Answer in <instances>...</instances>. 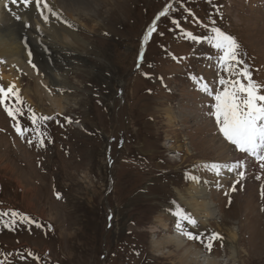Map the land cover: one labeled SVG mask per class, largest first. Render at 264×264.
<instances>
[{
	"label": "rangeland",
	"instance_id": "rangeland-1",
	"mask_svg": "<svg viewBox=\"0 0 264 264\" xmlns=\"http://www.w3.org/2000/svg\"><path fill=\"white\" fill-rule=\"evenodd\" d=\"M229 1L106 0L94 13L84 10L81 2L71 3L88 53L51 49L47 61L62 70L61 74L68 73L72 88L68 95L77 106L68 107L65 113H56L47 99L41 103L32 92L24 95L33 89L25 74L0 68V82L6 78L20 88L23 115L18 114L16 120L22 130L34 127L29 109L37 116L46 115L45 109L52 117L38 121L39 130L46 133L39 147L37 132L19 135L13 127L16 121L0 105V212L9 213L0 217V264H38L37 257L42 264H184L175 252L160 257L162 252L153 248L157 243L163 245L162 239L172 233L166 232L161 239L155 234L151 246L141 226L156 230L171 225V211L185 204L179 194L189 200L194 188L204 189L189 187L194 181L186 173L193 171L194 180L211 181L204 183L213 193H207L209 198L214 196L217 207L229 212L222 223L215 219L199 232L215 231L226 238L223 247L214 243L219 258L210 256L220 264H233V236L237 264H264V206L258 210L257 203L262 200L258 185L264 188V168L259 163L238 164L233 176L232 157L228 158L233 148L220 140L215 118H204V113L214 111L215 92L223 91L219 79H229L217 63L222 53L184 35H205L215 21V26L236 39L240 58L264 94V0ZM168 5V14L156 21V31L145 42L147 28ZM26 33H21L22 41L31 44L30 52L41 62L43 56ZM200 53L208 59L205 66L192 58ZM204 84L212 95H205ZM43 85L46 91L57 93L55 87ZM78 123L89 131L74 129ZM173 151L182 157L173 160L177 155ZM225 163L222 183L227 176L237 183L241 169L244 175L245 167L255 169L253 175L248 174L253 183L246 186L249 193L254 192L230 198L231 206L219 186L213 185V181L218 183L219 170L212 165ZM107 175L112 176L110 182ZM13 211L20 216L15 225L6 227L3 221L10 220ZM24 216L30 219L22 220Z\"/></svg>",
	"mask_w": 264,
	"mask_h": 264
},
{
	"label": "bare ground",
	"instance_id": "bare-ground-1",
	"mask_svg": "<svg viewBox=\"0 0 264 264\" xmlns=\"http://www.w3.org/2000/svg\"><path fill=\"white\" fill-rule=\"evenodd\" d=\"M82 1L83 0H47L56 15H53L45 10V15L48 16V20L45 21L35 10L34 6L25 8L19 0H17L16 4L11 3L10 0H0V68H9L17 74H19V72L25 74L26 78L32 81L33 89H27L23 92V94L27 95L28 92H32L34 97L41 103L47 99L48 102L51 103L52 107L55 108L56 113H63L68 107L77 106V102H75V100L68 95V90H72V88L69 87L70 84L67 83L68 73L65 72L64 74H61L60 72L62 70L59 72L57 66L46 63V61L50 60L48 59V53L51 49L57 51L58 53L61 51L65 53H68L69 51H77L78 53L84 51L85 53H88L86 52V45H88V42L85 41L79 34V28L82 26L78 24V21H76L73 16L75 11H73L72 8L70 9L72 6L71 3L81 2L85 8L84 10L94 13L99 9L100 3H104L106 0ZM16 16H19L20 19H17ZM68 24H71L72 27H68ZM24 27L29 29L27 32L30 35L29 37L32 41L31 43H33L35 48H37V53L43 56V60L41 62L37 60V58L39 59L38 56L34 57L35 55L32 51H29L28 46L30 45L31 47V44H29L30 42L27 46V43L25 44L20 37L21 33L24 32ZM26 35L28 34L26 33ZM29 53H31V55H29ZM72 59L73 58H71V60ZM29 60H31V64L29 63ZM32 64L36 67L33 68ZM42 77H44L45 81L41 80ZM46 83L55 87L57 93L53 92V90L51 92L49 89L46 91V88H44L43 85ZM43 112L46 115H49L45 109ZM49 113L53 114L51 111H49ZM198 189L199 188H194V190L189 193V200H186L181 193L179 196H181L182 202H184L190 210L194 212L197 221L199 222V220H201V223L199 222L200 225L207 226L211 219L213 220L219 217V213L213 205L214 203L209 201V195L206 193L205 189H202L200 192H198ZM162 222L163 221L161 220L160 224ZM161 226L165 225L161 224ZM187 226L191 227L189 225ZM231 237L234 241V244H232L231 247V260L232 262L234 261L233 264H237L236 256L238 253L235 247L234 237ZM162 241H164L163 245L157 243L153 246L155 250H158L157 252H162L158 254L160 257L165 256V254L171 255L175 252L177 257L184 264H220L219 259L202 253L200 249L193 245L192 242L187 241L186 243L182 236L168 235L163 238ZM161 246H170L174 251L170 248L167 249L168 251H162L163 249H161Z\"/></svg>",
	"mask_w": 264,
	"mask_h": 264
},
{
	"label": "snow or ice",
	"instance_id": "snow-or-ice-1",
	"mask_svg": "<svg viewBox=\"0 0 264 264\" xmlns=\"http://www.w3.org/2000/svg\"><path fill=\"white\" fill-rule=\"evenodd\" d=\"M11 3L16 4L17 0H10ZM25 8L34 6L38 14L43 17L45 21L48 20V16L45 15V10L53 15L52 7L48 4L47 0H19ZM171 5L166 6L161 10L153 22L147 28L144 36V41L147 42L152 33L156 31V21L161 17L168 14ZM20 19L19 16H16ZM174 24L179 26V22L173 20ZM213 26L208 29L205 35H193L191 32H184L187 39L193 42H206L212 46L215 50L222 53L217 58V63L220 68L228 73L229 79L220 78L219 84L223 86V91L215 92L213 105L214 111L210 114L215 118L216 124L219 126V132L223 135L225 140L235 146L241 153H247L256 157L258 161H261V167L264 168V94H262V88L251 77V73L248 70V65L244 64L239 54V44L236 39L230 34L225 33L220 27L215 26V21H212ZM68 27H72L68 24ZM163 35V33H160ZM31 55V53H29ZM143 58V52L140 54V59ZM31 64V60H29ZM243 64L242 68H238ZM32 67L36 66L32 64ZM147 75V74H146ZM236 77L231 79V77ZM243 78V79H241ZM246 81V83L244 82ZM203 91L212 95V90L208 88L207 84L203 85ZM13 99L15 103L13 104ZM22 103L19 96V89L14 84L8 86L5 89L0 86V105L3 106L4 111L9 117H11L16 123L13 124L16 132L23 136L27 131H36L39 137L38 146L43 147V137L46 133L39 130L38 121H48L52 119L50 116L41 115L37 116L29 109V119L34 126L32 129H21L19 121L16 120L17 115H23L19 105ZM71 123V120H68ZM31 144L32 141H29ZM239 166V165H237ZM212 167L217 170V165L213 164ZM241 179L244 177V173L240 172ZM259 179V177H257ZM239 183V181H237ZM232 191H236V185L231 186ZM227 195V193H225ZM264 197V191L261 193ZM59 197V193H57ZM175 203V202H173ZM173 215L177 217L176 229L184 235L188 240L198 241L203 247L211 252L216 241H220V246L223 247V236L218 232H211L205 235L197 231L188 230L185 224L191 226L192 229L198 228V221L190 214L185 212L179 205H176V210ZM8 212H0V217H8ZM20 216L18 212H11V219L3 221L6 227L15 225L16 217ZM22 220H29L27 216L21 218ZM35 223V221H31ZM37 227H43L37 224ZM38 259V257H37Z\"/></svg>",
	"mask_w": 264,
	"mask_h": 264
}]
</instances>
